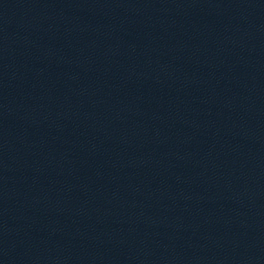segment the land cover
<instances>
[{
	"label": "water",
	"instance_id": "water-1",
	"mask_svg": "<svg viewBox=\"0 0 264 264\" xmlns=\"http://www.w3.org/2000/svg\"><path fill=\"white\" fill-rule=\"evenodd\" d=\"M0 264H264V0H0Z\"/></svg>",
	"mask_w": 264,
	"mask_h": 264
}]
</instances>
